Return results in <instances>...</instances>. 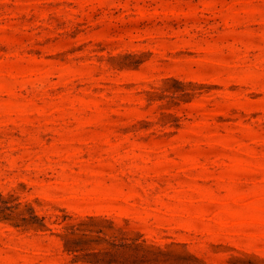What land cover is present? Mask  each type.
Here are the masks:
<instances>
[{"label":"rangeland","instance_id":"1","mask_svg":"<svg viewBox=\"0 0 264 264\" xmlns=\"http://www.w3.org/2000/svg\"><path fill=\"white\" fill-rule=\"evenodd\" d=\"M0 193V264H264V0H0Z\"/></svg>","mask_w":264,"mask_h":264},{"label":"trees","instance_id":"2","mask_svg":"<svg viewBox=\"0 0 264 264\" xmlns=\"http://www.w3.org/2000/svg\"><path fill=\"white\" fill-rule=\"evenodd\" d=\"M3 198L2 194L0 193V200ZM6 202L4 199L2 200ZM17 217L10 206H5L0 210V220L4 221H12ZM24 222L28 221L26 218H21ZM29 223V221H28ZM46 225L41 222L39 227H45Z\"/></svg>","mask_w":264,"mask_h":264}]
</instances>
